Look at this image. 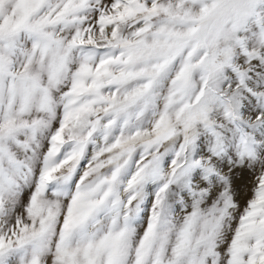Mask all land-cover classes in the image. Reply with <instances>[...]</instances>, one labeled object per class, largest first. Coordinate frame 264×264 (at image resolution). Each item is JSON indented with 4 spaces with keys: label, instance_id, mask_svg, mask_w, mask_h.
Masks as SVG:
<instances>
[{
    "label": "snow or ice",
    "instance_id": "6c2138e0",
    "mask_svg": "<svg viewBox=\"0 0 264 264\" xmlns=\"http://www.w3.org/2000/svg\"><path fill=\"white\" fill-rule=\"evenodd\" d=\"M0 264H264V0H0Z\"/></svg>",
    "mask_w": 264,
    "mask_h": 264
},
{
    "label": "rangeland",
    "instance_id": "374dc122",
    "mask_svg": "<svg viewBox=\"0 0 264 264\" xmlns=\"http://www.w3.org/2000/svg\"><path fill=\"white\" fill-rule=\"evenodd\" d=\"M237 184L241 185L242 187H244L245 192H249L250 193V189L252 187L251 177L245 175V177L242 180L237 181Z\"/></svg>",
    "mask_w": 264,
    "mask_h": 264
}]
</instances>
